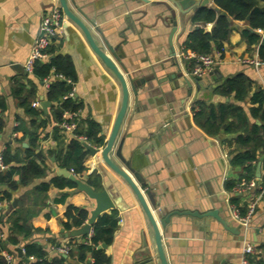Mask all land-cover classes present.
I'll use <instances>...</instances> for the list:
<instances>
[{"label": "crops", "instance_id": "1", "mask_svg": "<svg viewBox=\"0 0 264 264\" xmlns=\"http://www.w3.org/2000/svg\"><path fill=\"white\" fill-rule=\"evenodd\" d=\"M148 1L149 4L132 0H67V4L99 47L105 49V40L114 48L118 60L106 52L125 77L129 73L144 80L136 87L135 98L129 90L130 106L121 129L124 136L122 155L144 173L143 190H148L150 184L155 204L164 215L176 211L201 214L215 210L227 224L228 229H225L213 218L172 216L166 231H162L168 264H239L242 249L248 244L264 260V196L256 202L246 232L238 229L241 223L232 216L234 212L238 217H246L256 196L253 191L237 189L239 181H245L248 176L246 165L255 167L254 178L249 181L258 180L256 165L259 159L256 163L233 164L234 156L243 151L235 139L243 134L244 126L229 118L216 135H210L200 126L205 122L206 111H202L199 123L194 117L200 108L217 110L220 106L235 105L244 110L245 126L260 124L249 113L253 106L249 97L237 101L233 94L223 96L219 89L225 80L242 75L251 82L250 93L257 89L264 93V63L255 68L244 62L257 56V47L248 48L241 38L240 31L245 23L231 20L232 30L222 44V51L212 55L217 60L213 70L218 75H202L205 79L200 87L196 89L192 83V93L186 97L182 89H173L177 77L171 78L176 72L190 80L195 77L191 73L197 64L185 57L192 52L182 51V44L191 30L210 32L213 24H198L192 22V16H179L169 0ZM163 4L175 10L172 46L169 43L171 22L166 18L168 11ZM55 6H58L57 0H0V104L4 107L0 116V158L9 149L11 155L23 161L26 150L31 148L30 138L24 133L30 131L26 105L38 102L35 109L41 110L47 120L46 126L36 130L40 140L34 151L44 156V174L13 191L9 202L3 198L7 187L0 186L4 219L13 199H17L16 207L8 216L25 219L29 226L41 231L19 246L8 247L13 256L12 264L23 261L22 246L28 242L43 246L47 257L54 258L59 253L50 250L48 239L51 237L61 245L70 243L71 255H62L67 259L66 264H93L90 255L82 256L77 250L78 245L85 244L86 237L74 238L71 242L59 237L60 229L68 231L62 227L67 222L68 208H85L89 215L94 208V202L77 188H60L53 183L63 178L58 175V170L63 168L49 151L65 148L74 136L65 132L56 141L52 139L51 133L57 123L52 113L57 103L48 100V89L43 81L33 73L27 74L23 67L39 35L41 18ZM211 7L219 10L214 2L207 8ZM257 7L264 11V2H258ZM90 19L94 25L90 24ZM171 47L174 55L170 53ZM48 52V60L54 59L61 74L67 76L64 79L62 75H55L52 68L48 77L50 84L64 80L69 91L74 89L72 100L79 106L74 134L95 126L103 137V144L81 143L102 149L121 103L118 80L92 51L81 30L65 16ZM173 60L176 65L172 64ZM43 102L48 104L46 111L40 105ZM229 123L233 128L226 131ZM262 165L260 178L264 174ZM4 166L0 171L7 169ZM11 166L20 164L13 162ZM84 167L86 170L80 176L73 174L86 184L88 179L97 178V190L112 186L116 198H120V209L112 210L118 214V227L111 243L102 249L109 260L114 264H159L144 214L130 188L104 164L99 153L87 151ZM45 184L48 185L46 191L42 190ZM0 228L5 234L2 222ZM17 248L22 249L23 258L18 256ZM30 262L23 261V264Z\"/></svg>", "mask_w": 264, "mask_h": 264}, {"label": "trees", "instance_id": "2", "mask_svg": "<svg viewBox=\"0 0 264 264\" xmlns=\"http://www.w3.org/2000/svg\"><path fill=\"white\" fill-rule=\"evenodd\" d=\"M258 2H264V0H214L215 6L219 9L218 11L213 8L200 9L192 16V22L198 24L212 23L213 27L210 32H204L202 29L191 30L182 44V51L192 52L196 55H213L214 52H221L222 44L228 39L232 30L230 22L235 20L245 23V27L240 31L241 38L246 42L248 48L257 47V57L264 63V11L259 10L257 7ZM52 68L55 75H62L64 79L67 78L66 75L61 74L54 59L36 65L33 74L36 78L43 81V79L50 77ZM250 84L251 82L247 77L238 75L232 79L225 80L219 86L220 94L223 96L233 94L234 99L237 101H244L246 97H249L248 101L253 105L249 109V113L253 119L259 121V125L245 126L244 110L235 105L220 106L217 110L213 109V107H205L194 113L195 121L198 122L199 117L202 116V111H206L205 122L203 124L200 123V126L210 135H216L229 118L237 120L242 127L244 126L242 129L243 134L235 139V143L243 151L234 156V165L256 163L260 157L264 156V93L260 89L250 93ZM68 92L69 87L64 80L55 81L49 85L47 98L49 101L57 103L52 113L53 120L57 123L63 121L62 114L64 111L74 112L79 108L72 98L62 100ZM0 108L3 111V105L0 104ZM25 110L30 118V131L28 130L24 133L30 138L31 148L26 150V157L23 161H20L17 156L11 155L9 149L5 150L1 155V161L7 166V169L0 171V186L4 185L7 187L8 191L3 193V198L8 202L12 199L11 193L13 191H17L20 186L28 185L32 179L41 177L45 171L43 154L34 151L40 140L36 130L39 127L46 126L47 120L44 119L41 110L31 107V104L26 105ZM231 125V123L227 124L225 130L232 129L233 126ZM1 126L2 123L0 122V129ZM64 133L65 131L55 126L51 133L52 139L56 141ZM98 133L99 130L92 125L86 132L75 134L85 136L88 143L102 145L103 137ZM49 154L55 155L60 168L70 169L75 175L80 176L86 170L84 158L87 151L81 141L76 138H72L65 148L49 151ZM13 162L14 164H20V166H11ZM262 166H264V161ZM245 170L248 174L245 177V181L248 182L254 178L255 167L246 165ZM53 183L60 188H76L74 183L64 178H59ZM87 185L97 190V178L88 179ZM47 187V184L43 185L42 190L46 191ZM257 192L254 190V195ZM65 216L67 222L63 223L62 227L70 231L80 228L84 224L88 219L89 211L85 208L70 207L66 211ZM118 222L119 218L116 212L112 211L110 214L101 215L92 226L90 244L78 245V253L82 256L90 255L93 259V264H110L106 252L102 249H97V247L100 244L109 245L111 243L114 232L118 227ZM2 223L6 230V237L0 241V264H5L2 256L3 251L9 252V246H19L21 242L30 239L34 234H38L41 231L29 226L25 219H12L8 214ZM72 239L74 238H70L69 241L71 242ZM48 242L50 246H61L52 237L48 239ZM69 244L67 243L66 246L70 248ZM22 249L26 259L29 260L30 257L35 259L29 264H66L67 259L63 258L61 254H56L54 258L50 259L47 257L46 249L33 242L25 243ZM68 254L71 255V250H69ZM249 260L251 264H264V260L256 253L252 254ZM20 264H23V261H20Z\"/></svg>", "mask_w": 264, "mask_h": 264}, {"label": "water", "instance_id": "3", "mask_svg": "<svg viewBox=\"0 0 264 264\" xmlns=\"http://www.w3.org/2000/svg\"><path fill=\"white\" fill-rule=\"evenodd\" d=\"M134 2H138L139 4H149L148 0H132ZM171 6L176 10L177 14L182 17H191L200 9L207 8L208 6L213 5L214 0H169ZM57 5L60 7L63 16L69 19L72 23H74L84 34L90 48L96 54V56L103 62V64L108 68L112 74L118 80L120 87H121V103L117 115L113 121L112 127L109 131L106 143L104 147L100 150L94 149L86 144H83L85 150L90 152L91 154L99 153L102 161L106 166H108L117 176H119L124 183L130 188L138 206L140 207L141 211L144 214L148 232L152 235L156 256L159 264H168V260L164 251V246L162 242V231H166V226L170 223L172 216H183V215H194L199 219H207L213 218L217 220L225 229H228L227 224L224 220H222L215 210H207L201 214H191L189 212H169L168 214H162L159 207L155 204L153 193L151 186L149 184L148 190H143V186L146 184L144 183V173L133 167L132 163L127 161L122 155V146L124 143V136L121 135V129L123 125L124 118L130 106V92L134 96H137L136 87L139 84H143V79H138L133 77L131 74H127L125 77L118 67L115 65L112 59L118 60V56L115 53L114 48L104 40L105 49L99 47L95 41L93 40L90 31L84 25V23L76 17L68 7L67 0H57ZM168 11V15L166 16L167 20L171 22V31L169 34V43L171 45V38L176 30V21H175V10L170 8L168 5L163 4ZM214 7V6H212ZM211 7V8H212ZM216 10V8H214ZM80 13V10L78 9ZM90 24L94 25L93 20L90 19ZM172 46V45H171ZM111 55L107 54V52ZM171 54L174 55V51L171 47L170 50ZM173 65H176V61H172ZM177 71V70H176ZM126 72V70H125ZM217 74L216 70H212L209 75L212 76ZM180 79L179 81L176 78ZM171 78L175 80L173 82V89H182L185 93V96L188 97L192 93V83L194 84L195 88L198 89L202 83V80L205 79V76L202 77H193L188 79L185 77L181 72H176L175 74L171 75ZM139 80V81H138ZM130 90V92H129ZM135 102V101H134ZM44 111H46L48 104L43 102L40 104ZM259 122H257L258 124ZM118 160L121 165L117 163ZM264 161V156L259 158V161L256 165V178H260V169L262 162ZM58 175L62 176L64 179L69 180L70 182L74 183L76 188L83 192L90 200L94 202V208L90 212L89 218L86 223L81 226L80 228L72 229L70 231H64L60 229L59 237L62 239H70V238H78V237H86L89 235L92 226L96 222V220L103 214H107L114 210L115 208L120 209V205L118 204L120 198H116L115 194L116 191L111 187L107 189H103L101 191L95 190L94 188L88 186L86 183L78 179L73 173H71L67 169H59ZM110 180L112 178L109 177ZM114 183V181H113ZM254 191V189L250 190ZM17 205V199H13L11 205L8 207L5 215H7L14 207ZM4 217L1 218V222H3ZM242 224H239L238 229L246 232V228H249ZM105 244H100L97 249H106ZM16 252L19 257L23 258L22 249L17 248ZM25 263H28V259L23 258ZM89 263V262H88ZM110 264H114L110 261ZM126 264V263H124ZM130 264H139L138 262L130 263Z\"/></svg>", "mask_w": 264, "mask_h": 264}, {"label": "built area", "instance_id": "4", "mask_svg": "<svg viewBox=\"0 0 264 264\" xmlns=\"http://www.w3.org/2000/svg\"><path fill=\"white\" fill-rule=\"evenodd\" d=\"M63 21V14L60 7L55 6L50 11H48L42 18L39 24V35L34 40L30 54L24 63V71L27 74H32L34 68L38 64H42L47 62L49 57V48L52 45L54 39L57 36L61 28V24ZM219 54V53H218ZM183 55V54H182ZM186 58H191L196 62V67L194 68L193 72L191 73L195 77H200L202 75L209 74L216 65V58L212 55H196L194 53H190L185 55ZM247 64H251L255 68H258L261 64H263L258 57L256 56L254 59L249 61H244ZM43 83L46 89H49L50 81L49 78L43 79ZM74 89L72 88L63 98L62 100H66L68 98L73 97ZM39 106L38 102L34 101L31 103V107L37 108ZM2 115V110L0 108V116ZM78 116L77 111L74 112H64L62 114L63 121L55 123V126L62 129L65 132L72 133L74 138L80 140L81 142L87 143L86 137L82 135L74 134V130L76 128V123L74 122L75 118ZM5 166L3 165L1 158H0V170H3ZM71 173L72 170H70ZM237 189L239 191L249 192L250 190L254 189L257 192L254 201L249 206V211L246 217H238L237 214L232 213V216L235 220L240 222L242 225L247 226L250 222L251 215L253 214V209L257 201H259L264 196V174L258 180H251V181H241L237 184ZM2 211L0 207V226H1V218ZM92 231H90L89 235L86 236L85 244H90L89 240L91 237ZM6 235L0 228V241L4 240ZM50 250L55 253H59L61 255H67L70 248L66 245L61 246H50ZM254 254V249L251 245H246L243 247L240 257L239 264H251L250 263V256ZM2 256L5 260V264H12L13 256L11 253L7 251L2 252ZM30 261H34L33 257L29 258Z\"/></svg>", "mask_w": 264, "mask_h": 264}]
</instances>
